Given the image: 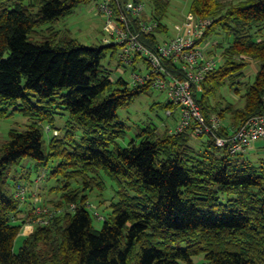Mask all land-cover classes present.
I'll list each match as a JSON object with an SVG mask.
<instances>
[{
	"label": "trees",
	"instance_id": "obj_1",
	"mask_svg": "<svg viewBox=\"0 0 264 264\" xmlns=\"http://www.w3.org/2000/svg\"><path fill=\"white\" fill-rule=\"evenodd\" d=\"M90 1L0 0V118L14 108L30 120L26 129H10L0 145V264H264L263 163L231 155L210 135L195 146L191 137L201 136L191 129L146 127L138 143L121 146L127 125L117 110L152 89L150 82L113 76L103 63L110 53L116 68L122 66L113 42L89 47L50 28L32 37ZM133 1L147 4L145 17L158 22L157 32H167L171 0ZM189 11L213 20L204 40L224 33L228 41H214L222 63L195 93L206 117L220 116L218 133H224L264 113V39L252 35L264 27V0H190ZM156 37L143 40L153 48ZM251 60L259 62L253 81L240 80ZM226 84L237 102L218 95ZM66 112L62 133L54 123ZM26 158L35 171L53 162L47 178L63 184L52 207L30 193L22 201L17 187L23 184L15 176L9 182L12 167ZM102 171L117 188L98 229L89 195L104 189ZM36 206L41 211L33 213ZM28 224L33 228L14 252Z\"/></svg>",
	"mask_w": 264,
	"mask_h": 264
},
{
	"label": "built area",
	"instance_id": "obj_2",
	"mask_svg": "<svg viewBox=\"0 0 264 264\" xmlns=\"http://www.w3.org/2000/svg\"><path fill=\"white\" fill-rule=\"evenodd\" d=\"M95 5L110 32L105 41L118 46L117 58L122 65L133 66L140 58L147 62L145 65L140 59L146 66L143 74L136 70H141V65L134 66L130 84L150 82L152 89L165 92L171 104L179 110L176 132L191 129L196 136L210 135L216 146L225 148L233 156L247 153L253 142L264 138V113L250 117L227 132L218 133L222 126L220 116L206 117L195 100V93L201 90L206 74L218 65L216 56L210 53L209 42L203 39L213 22L211 18L197 17L188 11L175 24V34L164 38L166 32L155 31L158 22L145 17L150 16V12H146V4L142 1L98 0ZM153 32L157 40L152 48L143 37ZM26 194L25 186L17 187V196L22 201ZM40 211L41 208L36 206L33 213Z\"/></svg>",
	"mask_w": 264,
	"mask_h": 264
},
{
	"label": "rangeland",
	"instance_id": "obj_3",
	"mask_svg": "<svg viewBox=\"0 0 264 264\" xmlns=\"http://www.w3.org/2000/svg\"><path fill=\"white\" fill-rule=\"evenodd\" d=\"M226 4L233 2L234 0H222ZM98 0H92L87 3H82L74 8V10L51 23H47L42 28L34 33L32 37L35 39L40 38L42 34L47 33L48 28L53 31L59 32V37L74 38L78 40L81 44L89 47L106 45V38L109 36V31L105 26V21L103 16L97 11L95 7ZM190 0H171L168 8L167 15L165 17V23L167 25V32L163 35L164 38H168L175 34L174 26L179 23L184 15L189 11ZM146 12H150L148 5L146 4ZM159 27V24H158ZM157 30V29H156ZM155 30V31H156ZM252 35L254 39L262 40L264 39V27H254L252 29ZM220 41L224 46L227 45L228 41L224 33L215 35L211 39H207L210 53L215 56L220 65L222 60L219 58L222 51L221 48L215 46L216 41ZM215 41V42H214ZM215 51V52H214ZM103 63L110 69L113 70L114 77H123L127 81H131L133 66H120L116 68V57L111 56L107 53L103 60ZM141 65V70L136 69L138 73H145L146 66L142 61L137 60L135 66ZM259 68V62L256 60H251L244 71L246 76L243 79L245 81H253L256 71ZM65 92V90L63 91ZM218 95H222L227 101L237 102L238 97L234 94L233 89L229 87L228 84L221 87L218 91ZM169 101L168 96L165 92L150 89L148 92L139 95L130 105L126 107L119 108L117 110L119 119L127 125L126 134L124 137L118 140L121 146H127L129 141L135 139L136 143L140 141L138 134L142 129L146 127H152L156 131H163L165 128H170V130H175L179 123L180 115L179 110L175 106L165 107V104ZM8 115L5 118H0V145L8 138V132L10 129L17 128L23 130L27 128L30 123L28 117L24 116L21 111L10 108L8 110ZM169 111H173V114L169 115ZM68 118L67 112L56 117L55 126L61 128L62 133L64 129L62 128L63 122ZM45 126V125H43ZM55 133V131H54ZM81 130L77 131L76 136H79ZM44 138L50 136V133H45ZM56 134V133H55ZM59 135H61L59 133ZM207 139V136L195 137L192 136L190 143L195 146H200ZM244 157L250 158L254 162H260L264 164V138L253 142ZM36 163L26 158L22 161L20 165L12 167V171L9 177V182L13 183L12 176L17 178V181L25 186L27 193H30L34 202L36 200H41L40 203H44L45 207H52V200H56L59 196L61 190L57 189L61 184L55 177L47 178L48 167L53 164L49 163L48 167H40L38 171L34 170V165ZM105 180V187L102 191L94 189L90 191L89 202L91 204V212L93 216V225L96 228H101L104 222L103 217L106 212L110 211V202L112 201L114 191L117 188L114 179L107 176L103 171L101 173ZM32 181V182H31ZM12 189L13 184L11 185ZM51 187H56L55 190L50 191ZM225 196V195H223ZM222 196V197H223ZM100 201H103L100 203ZM33 204V203H32ZM25 208H29L28 206ZM20 220H16L19 222ZM31 225L23 226L21 232L18 234L14 241L13 250L17 252L23 243V240L28 235ZM33 228V227H32ZM203 256L194 257L195 261L202 260Z\"/></svg>",
	"mask_w": 264,
	"mask_h": 264
}]
</instances>
